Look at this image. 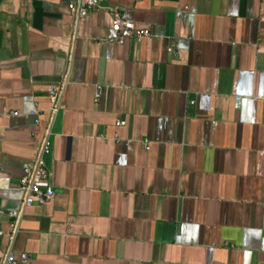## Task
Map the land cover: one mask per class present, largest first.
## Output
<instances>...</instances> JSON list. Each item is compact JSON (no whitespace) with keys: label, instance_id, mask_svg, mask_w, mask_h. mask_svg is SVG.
<instances>
[{"label":"crops","instance_id":"obj_1","mask_svg":"<svg viewBox=\"0 0 264 264\" xmlns=\"http://www.w3.org/2000/svg\"><path fill=\"white\" fill-rule=\"evenodd\" d=\"M113 9L150 33L119 39ZM44 135L56 195L15 230ZM8 251L264 264V0H103L84 17L69 0H0V263Z\"/></svg>","mask_w":264,"mask_h":264},{"label":"built area","instance_id":"obj_2","mask_svg":"<svg viewBox=\"0 0 264 264\" xmlns=\"http://www.w3.org/2000/svg\"><path fill=\"white\" fill-rule=\"evenodd\" d=\"M103 0H69L70 10L84 17L96 7L101 6ZM111 26L116 31L117 37L123 39L126 36L142 37L150 33L147 28H137L132 21L124 19L121 14L114 10ZM63 92V82L53 83L49 90L50 117L54 118L59 110L61 96ZM17 115L18 111H4ZM38 121V119H36ZM121 123V121H119ZM51 150V140L48 135H44L36 150L33 160L24 167L20 180V189L23 192L17 207L12 211L13 226L16 230L25 209L33 204H44L51 201L56 191L51 182V170L46 164L45 155ZM0 264H30V256L27 252L15 253L8 251L4 254Z\"/></svg>","mask_w":264,"mask_h":264}]
</instances>
